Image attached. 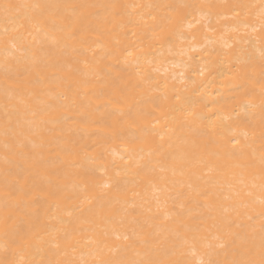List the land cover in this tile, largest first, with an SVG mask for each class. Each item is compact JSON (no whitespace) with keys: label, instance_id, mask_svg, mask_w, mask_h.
I'll use <instances>...</instances> for the list:
<instances>
[{"label":"bare ground","instance_id":"obj_1","mask_svg":"<svg viewBox=\"0 0 264 264\" xmlns=\"http://www.w3.org/2000/svg\"><path fill=\"white\" fill-rule=\"evenodd\" d=\"M261 3L0 0V264H223L258 242L240 165L264 133Z\"/></svg>","mask_w":264,"mask_h":264},{"label":"snow or ice","instance_id":"obj_2","mask_svg":"<svg viewBox=\"0 0 264 264\" xmlns=\"http://www.w3.org/2000/svg\"><path fill=\"white\" fill-rule=\"evenodd\" d=\"M4 12H5V19H11L9 13H11L15 8L18 7H40L38 5L34 6H28V5H21V6H13L9 4H4L3 6ZM181 7H184L181 5ZM242 7V6H241ZM169 11H174L172 6H168ZM261 8L262 12L260 14V29L264 30V0H262L261 3ZM236 15H239L237 12ZM16 19H19V15L17 14ZM169 22H171L172 17L169 16L167 18ZM256 29L254 28V31ZM8 29H5V32L7 33ZM161 31H163V28H161ZM131 55V53H129ZM261 75H264V66H262L261 69ZM264 107V104L261 105ZM12 111H15L13 109ZM34 116L38 115L37 113H33ZM7 120L4 124V135L5 137L8 136L9 130L11 127V113L6 112ZM46 123V122H45ZM261 147H260V155H259V167L257 170V166L254 162L246 163L243 165H240L242 168H252L253 172L251 174V179L253 181L252 187H258L261 192H264V133L261 134ZM22 146V145H21ZM240 158L241 159H246L245 153L241 152L240 153ZM206 163V162H205ZM259 180V184H256L255 181ZM206 195V193H205ZM248 195H251V192L248 193ZM264 203V202H262ZM259 217L261 219V227H260V236H259V241L257 242L255 237L253 236L251 239L247 240L242 249H238L234 253V258L228 261L223 262V264H264V210H262L259 214ZM119 239V237H117ZM125 240L128 239L127 236L124 237ZM197 238L194 236L192 238L193 244H195ZM220 247H224L223 244L220 245ZM119 264H133V262L130 261H120ZM200 264H205L204 261H201ZM208 264H220V262H213L209 261Z\"/></svg>","mask_w":264,"mask_h":264}]
</instances>
